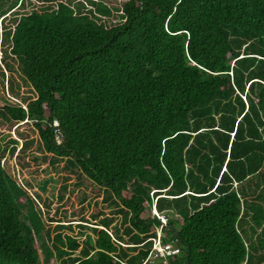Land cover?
<instances>
[{"label":"trees","instance_id":"16d2710c","mask_svg":"<svg viewBox=\"0 0 264 264\" xmlns=\"http://www.w3.org/2000/svg\"><path fill=\"white\" fill-rule=\"evenodd\" d=\"M85 2L0 0V88L31 93L0 94L18 138L0 134V264H155L156 229L180 250L167 264H264V0ZM20 141L97 186L120 225L51 236L4 168Z\"/></svg>","mask_w":264,"mask_h":264},{"label":"rangeland","instance_id":"374dc122","mask_svg":"<svg viewBox=\"0 0 264 264\" xmlns=\"http://www.w3.org/2000/svg\"><path fill=\"white\" fill-rule=\"evenodd\" d=\"M20 1V0H19ZM83 1L85 0H76ZM95 2H103L108 6H118L121 0H94ZM12 2V1H11ZM35 1H33L34 3ZM19 4V2H18ZM40 5L41 2H38ZM9 3L4 4L3 9L7 10ZM114 15L105 18L109 23L113 22ZM1 29V26H0ZM1 58V50H0ZM18 82V81H17ZM19 95L11 97L7 94L6 83L4 91L0 88V94L4 93L5 97L11 98L13 101H20L21 97L30 96L29 88L23 87L18 90ZM18 130L22 134H27L30 138L37 136L32 132L29 126H22ZM16 129L7 131L6 127L0 125V134L6 133L11 138L18 140ZM21 141L19 142L18 149L12 154L6 150L4 154V168L6 171L17 180V182L25 186L28 192L36 198L37 208L43 213V220L45 226L51 231V236L57 232L65 231L57 229V223L60 221L64 227H70L69 234L76 236L79 241H84V232L90 233V227L100 224L103 218L112 220L111 227L119 226L121 216L116 212V209L109 204V202L102 201L105 195L102 194L100 189L93 185L88 179L78 177L63 167V162L56 165H50L47 160L43 159L44 153L38 148V144H32L28 152L19 154ZM31 157V158H30ZM34 157V159H32ZM80 227V229H79ZM111 231V229H110ZM156 238L152 239V246L148 261L155 264H167L168 259H159L154 257L153 248L158 247V238L164 237L159 229H156ZM67 232V231H65ZM44 238L40 234V242ZM81 249L78 248L77 252ZM59 264V262H57Z\"/></svg>","mask_w":264,"mask_h":264},{"label":"built area","instance_id":"2783aa9c","mask_svg":"<svg viewBox=\"0 0 264 264\" xmlns=\"http://www.w3.org/2000/svg\"><path fill=\"white\" fill-rule=\"evenodd\" d=\"M55 130V140L57 144H61L63 135L62 133L57 129L58 124L56 122L53 123ZM160 221L162 222L163 225H165L166 220L163 217H159ZM158 247L153 248V253L155 258H163V259H168L171 257L178 256L180 254L179 248L175 245L173 241H166L162 242L161 238H158Z\"/></svg>","mask_w":264,"mask_h":264},{"label":"crops","instance_id":"0c3cea01","mask_svg":"<svg viewBox=\"0 0 264 264\" xmlns=\"http://www.w3.org/2000/svg\"><path fill=\"white\" fill-rule=\"evenodd\" d=\"M149 255H150V253H149ZM149 255H148V257H149ZM148 257H147V260H148ZM149 262V261H148ZM151 263V262H150Z\"/></svg>","mask_w":264,"mask_h":264}]
</instances>
